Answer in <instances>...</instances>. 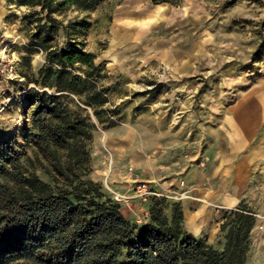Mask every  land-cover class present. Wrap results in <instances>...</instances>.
I'll list each match as a JSON object with an SVG mask.
<instances>
[{
    "label": "rangeland",
    "instance_id": "rangeland-1",
    "mask_svg": "<svg viewBox=\"0 0 264 264\" xmlns=\"http://www.w3.org/2000/svg\"><path fill=\"white\" fill-rule=\"evenodd\" d=\"M35 12L39 8L0 0V141L29 171L25 137L35 131L25 95L46 65L41 39L33 38ZM52 18L58 30L45 47L75 43L92 54L101 66L98 85L106 90V108L115 113L108 125L99 124L88 109L80 112L95 125L89 179L101 185L131 225L149 223L155 199L163 201L169 218L174 206L182 211L195 191L209 189L201 152L214 139V129L223 118L230 123L232 112L248 111L252 96L264 90V0H181L177 5L100 0L91 9L70 7ZM71 110L77 111L73 105ZM187 167L203 179L199 188L187 189L182 172ZM35 173L49 182L39 169ZM138 183H146L155 196L139 197ZM241 206L252 212V204ZM225 211L231 210L214 213L201 233L219 252ZM254 219L244 264H264V220Z\"/></svg>",
    "mask_w": 264,
    "mask_h": 264
},
{
    "label": "trees",
    "instance_id": "trees-1",
    "mask_svg": "<svg viewBox=\"0 0 264 264\" xmlns=\"http://www.w3.org/2000/svg\"><path fill=\"white\" fill-rule=\"evenodd\" d=\"M99 1L14 0L18 7L40 10L31 14L37 23L33 38L41 39L46 65L25 95L35 131L25 137L31 170L0 141V264H244L255 225L245 207L223 213L225 243L219 252L183 229L179 207H173L169 218L163 201L155 199L149 223L131 225L101 185L89 179L88 147L95 125L80 112L88 109L99 124L108 125L115 114L108 112L106 90L98 85L101 66L78 44L61 49L44 44L58 30L54 13L70 7L88 10Z\"/></svg>",
    "mask_w": 264,
    "mask_h": 264
},
{
    "label": "crops",
    "instance_id": "crops-1",
    "mask_svg": "<svg viewBox=\"0 0 264 264\" xmlns=\"http://www.w3.org/2000/svg\"><path fill=\"white\" fill-rule=\"evenodd\" d=\"M247 109L232 112L230 123L223 118L219 128L214 129V139L201 152L207 160L202 176L209 189L205 188L204 193L195 191L194 199L182 203V223L187 232L207 244L201 233L218 210L252 204V215L264 220V90L252 96ZM182 172L188 190L201 186L203 179L194 168Z\"/></svg>",
    "mask_w": 264,
    "mask_h": 264
},
{
    "label": "built area",
    "instance_id": "built-area-1",
    "mask_svg": "<svg viewBox=\"0 0 264 264\" xmlns=\"http://www.w3.org/2000/svg\"><path fill=\"white\" fill-rule=\"evenodd\" d=\"M200 166H203V163H200ZM136 191L139 197L146 198L147 196H155V193L150 191L146 183H138L136 186Z\"/></svg>",
    "mask_w": 264,
    "mask_h": 264
}]
</instances>
